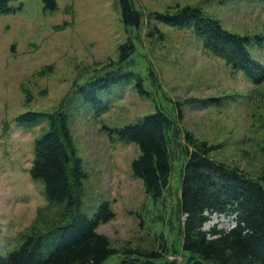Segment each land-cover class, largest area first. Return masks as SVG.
Returning <instances> with one entry per match:
<instances>
[{
	"label": "rangeland",
	"instance_id": "1",
	"mask_svg": "<svg viewBox=\"0 0 264 264\" xmlns=\"http://www.w3.org/2000/svg\"><path fill=\"white\" fill-rule=\"evenodd\" d=\"M55 1V11L46 8L45 0H19L10 4L15 13L0 14V253L6 256L77 210L51 205L44 186L30 176L35 141L49 130L48 123L17 122L29 112H65L87 176L80 211L93 217L106 201L115 214L98 228L120 253L104 264H120L132 251H157L184 264L185 154L177 155L171 185L156 203L132 173L138 147L108 129L137 122L161 107L182 132L183 145L184 132H190L216 147L211 158L259 180L264 175V82L256 85L244 72H234L204 48L192 29L158 24L165 39L150 36L155 25L150 15L199 8L230 32L262 37V46L254 43L249 50L264 65V0H132L143 15L139 29L123 25L119 0ZM126 44L135 48L138 79L107 95L111 109L98 117L82 91L114 71L119 48ZM139 79L151 98L136 91ZM213 224L231 227L216 216L207 228Z\"/></svg>",
	"mask_w": 264,
	"mask_h": 264
},
{
	"label": "trees",
	"instance_id": "2",
	"mask_svg": "<svg viewBox=\"0 0 264 264\" xmlns=\"http://www.w3.org/2000/svg\"><path fill=\"white\" fill-rule=\"evenodd\" d=\"M14 1L19 0H0V14L15 13L16 9L10 6ZM119 1L123 25L139 29L143 15L134 8L132 0ZM45 4L49 10L57 9L55 0H45ZM150 16L155 22L150 36L165 39L158 24L192 29L204 48L225 60L234 72H244L256 85L264 82V65L249 50L254 43L261 45L262 37L230 32L220 21L191 6ZM134 52L133 45L120 46L119 63L114 71L82 91L85 103L93 106L98 117L111 109V102L105 100L107 95L138 79L133 73ZM136 89L142 97L151 98L141 79ZM179 106L181 111L183 107ZM179 116L183 119V114ZM17 122L48 123L49 130L35 141L30 176L44 186L51 205L65 204L77 210L68 221L52 230L27 237L20 248L6 256L0 253V264H104L120 254L108 237L98 233L101 224L115 217L109 202L101 203L93 217L80 211L87 176L76 154L69 115L29 112ZM108 131L120 141L138 147L140 154L131 164L132 173L143 182L146 194L156 203L164 200L171 185L177 155L185 154L180 197L184 217L182 248L187 254L184 264H264V175L259 180L251 179L242 171L214 160L211 154L216 147L190 132H184L183 145L182 132L161 107L137 122ZM215 216L231 227L224 229L213 224L207 228ZM120 264L179 263L157 251H132L125 252Z\"/></svg>",
	"mask_w": 264,
	"mask_h": 264
}]
</instances>
